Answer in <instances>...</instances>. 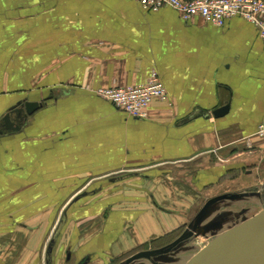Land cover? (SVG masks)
Wrapping results in <instances>:
<instances>
[{
  "label": "crops",
  "instance_id": "crops-1",
  "mask_svg": "<svg viewBox=\"0 0 264 264\" xmlns=\"http://www.w3.org/2000/svg\"><path fill=\"white\" fill-rule=\"evenodd\" d=\"M255 28L130 0H0V264L113 260L188 223L236 164L264 172ZM152 71L167 100L144 119L94 93Z\"/></svg>",
  "mask_w": 264,
  "mask_h": 264
},
{
  "label": "rangeland",
  "instance_id": "rangeland-1",
  "mask_svg": "<svg viewBox=\"0 0 264 264\" xmlns=\"http://www.w3.org/2000/svg\"><path fill=\"white\" fill-rule=\"evenodd\" d=\"M246 169L250 172H246ZM184 170L191 175L194 174L192 166H185ZM230 173H233V176H229ZM226 174L216 182L217 188L211 196L207 190L212 186L204 189L207 193L204 208L202 205L196 206L190 214L188 223L180 229L166 237L141 245L113 260L103 263L96 261L93 264H125L127 259L137 253L159 251L180 237L183 239L163 254L136 260L129 264H186L196 253L212 243L222 233L264 210V172L258 169L253 170V167L242 168L240 164H236L235 168ZM60 220H65L64 213L61 214ZM80 264H90V261H83Z\"/></svg>",
  "mask_w": 264,
  "mask_h": 264
},
{
  "label": "built area",
  "instance_id": "built-area-1",
  "mask_svg": "<svg viewBox=\"0 0 264 264\" xmlns=\"http://www.w3.org/2000/svg\"><path fill=\"white\" fill-rule=\"evenodd\" d=\"M143 10L155 12L163 7L173 9L184 21L200 17L214 27H222L234 17L252 23L264 41V0H130ZM94 93L113 104L133 119H144L153 100L166 101V92L158 74L152 71L140 85L114 86L96 89ZM257 136L264 139V123L257 129ZM264 158V149H261Z\"/></svg>",
  "mask_w": 264,
  "mask_h": 264
},
{
  "label": "water",
  "instance_id": "water-1",
  "mask_svg": "<svg viewBox=\"0 0 264 264\" xmlns=\"http://www.w3.org/2000/svg\"><path fill=\"white\" fill-rule=\"evenodd\" d=\"M42 105L32 102L25 103L26 115H31ZM227 109L228 106L215 110L214 117L221 116ZM10 117V114H7L3 118V123L9 129L13 128ZM182 239L183 237H180L159 251L137 253L127 259L125 264L163 254L175 247ZM186 264H264V210L222 233L212 243L196 253Z\"/></svg>",
  "mask_w": 264,
  "mask_h": 264
}]
</instances>
